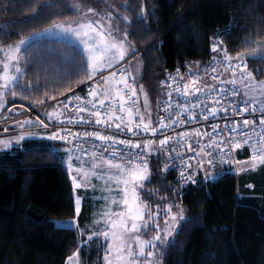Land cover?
I'll use <instances>...</instances> for the list:
<instances>
[{"label": "trees", "instance_id": "1", "mask_svg": "<svg viewBox=\"0 0 264 264\" xmlns=\"http://www.w3.org/2000/svg\"><path fill=\"white\" fill-rule=\"evenodd\" d=\"M75 4L111 14L118 11L129 19L126 41L140 61L139 83L155 110L153 121L163 96L159 84L164 73L204 64L217 34L231 26V34L221 38L234 57L253 51L242 47L246 41L253 48L264 44V0H0V48L73 19L79 13ZM141 16L143 22L138 21ZM82 53L58 39L29 44L20 55L24 74L17 96L8 95V105L18 104L12 113L82 85L83 76L76 71ZM247 61L255 80H263L264 60ZM29 84L32 87L21 98V88ZM48 135L41 131L0 154V264H65L78 248L82 264H103L101 240L84 243L91 234L87 230L79 234L56 226V220L73 219L76 212L63 164L66 148ZM162 169L163 157L152 156V182L142 190L143 196L148 200L155 192L152 205H179L187 221L180 222L183 228L169 239H174V246L161 248L160 264H264V165L238 176L229 168H211V175L219 174L215 180L197 171L196 183L185 189ZM90 209L85 203L78 216L83 228L91 220Z\"/></svg>", "mask_w": 264, "mask_h": 264}, {"label": "snow or ice", "instance_id": "2", "mask_svg": "<svg viewBox=\"0 0 264 264\" xmlns=\"http://www.w3.org/2000/svg\"><path fill=\"white\" fill-rule=\"evenodd\" d=\"M74 7L77 11L79 10V5ZM141 11L143 12V9ZM88 13L99 15L92 8L88 9L85 17ZM144 19L145 17L141 16L138 21L143 22ZM54 27L72 34L83 45L81 64L76 71L83 76L80 83L87 81L91 83L88 84L87 98L74 94L73 97L58 102V105H62L64 109L71 110L73 101H78L79 103L75 104L74 117L68 118L67 121L60 119L64 113L54 108L52 112L47 113L48 122L38 120L37 123H43L47 129L52 118H56L61 128L53 131L46 138L60 139L70 145L65 151L73 189H91L94 195L99 191L100 194L95 197L96 201L102 208L107 209L98 213L102 219H94V227L84 243L94 241V238L98 243L103 239L101 245L104 249L103 264H158L155 250L160 249L161 243L166 241L164 248L174 246V239L168 240L171 232L166 230L162 232L159 226L161 212H163L165 224H168L169 220L176 221L177 217L185 222L187 218L183 209H180L179 213L173 212V208H178L179 205L157 204V211L153 212L150 200L155 197V192L150 194V199L144 198L142 190L147 183L152 182L149 168L150 157L156 156L159 159L161 155L166 156L162 171L167 172L175 167L172 156L175 152L176 157L181 158L182 168L179 178L184 183H196L195 173L191 171L193 165L183 161L184 153L175 145L183 148L187 143L188 151L195 152L196 156L200 157L196 163L201 166L198 170H203L206 178L208 170L202 166L205 159L211 165L218 154L219 162L227 163L228 160L225 157L230 156L231 151L241 148L242 145L252 150L250 157L252 171H255L258 165H264V81L257 82L252 72L245 71L247 68L245 60H264V55L246 54L242 51L237 54L236 62L233 63V57L227 49L220 47L223 43L221 37L231 34V26L224 33L217 34L211 46V52L216 55L212 56L207 65L202 69L198 66L196 71L189 68L186 77L180 74L178 68L175 75L169 74L170 82H161L162 86L168 89L165 94L167 99L157 101V109L168 114V122L163 116L157 122L151 119L152 110L143 86L139 88V93L144 95L143 108H141L135 78L129 79L132 76L131 73L124 68H117V65L125 60L129 51L125 43L128 33H125L124 40L116 36L110 13L106 14V17L100 16L98 20L81 19L74 24L54 25ZM24 44L25 41L20 40L14 47L0 49V53H3V58L0 59V108L4 107V100L9 94L13 98L17 96L15 89L19 86V81L24 74L19 65V54ZM242 47L253 49V53L259 49V45L253 48V45L247 41ZM220 56L222 59L218 58ZM221 67L225 72H231L230 79L222 78V73L218 71ZM202 73L204 75L212 73L211 78L217 81L219 86L203 84ZM238 81L244 87V99H237L240 96L236 88ZM31 87L29 84L21 88V98ZM174 93L175 107L179 109L176 112L170 111L173 108ZM52 98L55 99V96ZM257 104L261 113L259 131L256 129L254 120L248 118L239 122L230 120L229 111L234 116H242L248 111L249 106L252 108L251 114L255 116ZM221 112L224 113L222 117L225 121L224 129H220L217 123H209L211 133L201 132L199 129L192 130L197 138L196 143L199 144L198 149L187 142L191 133L181 132L177 137L165 134V130L176 124L181 115H187L184 123L208 122L210 116L216 117ZM83 113H87V117L81 115ZM19 123L22 127L32 122L24 120ZM66 123L87 125L91 130L73 131L63 126ZM240 123L246 131L240 129ZM112 129L118 131L112 132ZM225 131L228 132L227 136L224 135ZM125 132L132 137H139V140L127 138V136L118 138ZM141 132L145 133V136L141 137ZM158 132L164 135V138L159 139L157 145V141L152 137H155ZM253 134L256 139H253ZM238 136H243V139L238 140ZM205 137L208 140L202 143ZM24 139L25 135L21 134L10 140H0V145L7 150L13 142L19 145ZM88 143H91V148L85 146ZM119 145L123 148H118ZM226 148L230 149L228 153L225 152ZM85 157H90V160ZM93 178L103 181L102 186L94 184ZM162 179H166V176ZM161 199L164 200L166 197ZM75 205V211L79 215L80 198L76 199ZM72 223L75 224L76 221L73 220ZM183 226V224L179 225L176 230L177 235ZM148 232L155 233L151 239L145 238ZM79 251L78 248L77 252L69 256L66 264H80Z\"/></svg>", "mask_w": 264, "mask_h": 264}, {"label": "built area", "instance_id": "3", "mask_svg": "<svg viewBox=\"0 0 264 264\" xmlns=\"http://www.w3.org/2000/svg\"><path fill=\"white\" fill-rule=\"evenodd\" d=\"M215 38H217V37H215ZM212 43H213V41H212ZM211 46H212V44H211ZM220 47L226 48V46L223 43L221 44ZM213 55H216V54H213L211 52L210 58L204 64L199 66V68L202 69L205 65H207L211 61V58H212ZM218 58L222 59V56H220ZM235 62H236V59L233 58V63H235ZM124 66H125V62H122L119 65H117V68H124ZM178 68L180 69V74L186 77L187 73L189 71V68H181V67H178ZM178 68H175V69H172L170 71L165 72L163 77L161 78L159 86H160V88L162 90L163 96H162V99L160 101L167 99V96L165 94L168 91V89H166L165 87L162 86L161 82L162 81L170 82V81H168L169 74L175 75L176 74V70ZM191 69L193 71H196V70H198V67L196 69H193V68H191ZM247 70H248V67L245 69V71L248 72ZM218 71L220 73H222V78L223 79H230L231 78V72H225L222 67L220 69H218ZM238 74H239V70H238ZM202 75H203V81H202L203 84L219 86L218 82L214 81L211 78V76L213 75L212 73H209L207 75H204L202 73ZM185 82H187V81H185ZM90 83H91V81H87L86 83H83L82 85H80L79 87L73 89L72 91H68L67 93H65V94H63V95H61L59 97H56L55 99H51V100L43 103L42 105H40V106H38L36 108L27 109L26 111H24L23 113H20L19 115L15 116V117L7 118V119L5 118V120L0 121V128L2 127V130L0 131V136H8V135L13 134L15 132L21 133V132H24V131H28V132L42 131V132H48L49 134H51L53 131L59 130L61 128V125L56 122V118L55 117L52 118V121H51V123H49V127L47 129L42 125L41 128H31L30 130L20 129V131L19 130L13 131V130H11L12 128L9 125L13 124L14 122L21 121V120L34 119V118L39 120V121L48 122L49 121V116L47 115V113L52 112L54 110V108H56L57 111H62L64 113V115L61 116L60 119H63L65 121H67L68 118L74 117L76 115L75 114V104L79 103V102L78 101H73L71 110L64 109L62 105H58V102L59 101H65L66 99L73 97L74 94L79 95L82 98H87L88 84H90ZM228 87H231V85H228ZM236 88H237L238 92H240V96H238L237 99H244V97H243L244 87H243L242 84L239 83V81L237 82ZM173 95H174V99L172 101L173 108L170 111L176 112V111H179V109L175 107V98H176L175 97V93ZM221 99H222V102H223V98H221ZM209 106H211V105H209ZM8 110L9 109H7L6 112H8ZM196 111H199V110H196ZM251 112H252V108H251V106H249L248 111L242 116H234L231 113V111H229L228 116H229L230 120H235V121H238V122L242 121L244 118H248L250 120H254L255 125H256V129H257V131H259V120L261 118V113L259 111V105H257V111L255 113V116H253L251 114ZM81 115H84L85 117H87V113H83ZM223 115H224V113L221 112V113H218L216 117H211L210 116L208 122H205V121H200V122L190 121L188 123H184V121L187 120V115H181L176 124H173L170 128L165 130V134L167 136L177 137V135L179 133H181V132L191 133V136L187 139V142L188 143H192L193 147L198 149L199 148V144L196 143V139L197 138L195 137V135H194L192 130L193 129H199L201 132H209V133H211L212 129L209 127V123H217V124L220 125V129H224L225 121L222 119ZM162 116L165 117V121L168 122V119H167L168 114L166 112H162L159 109H157L156 121L158 122L159 118L162 117ZM92 119L94 120V118H92ZM134 119H136V117H134ZM63 126L64 127H69L73 131H83L85 129L91 130L90 128H88L87 125H83L82 126V125H79V124L73 125V124H67L66 123ZM154 126H156V125H154ZM239 127H240V129L242 131H246V129H244V126H243L242 123L239 124ZM116 131H118V130L112 129V132H116ZM224 135L227 136L228 132L225 131ZM125 136H127V138H131V139H134V140H139V137H132L131 134H127L126 132L124 134H122L118 138H125ZM140 136L141 137L145 136V133L141 132ZM152 138L157 141V145H158V140L159 139H163L164 135H162L161 133L158 132L157 135L155 137H152ZM242 139H243V136H238V140H242ZM253 139H256L254 134H253ZM207 140H208V138L205 137V139H204V141H202V143H206ZM55 141H57L61 145L65 146V148L70 146V145L65 144L60 139H57ZM95 143L98 144L99 141H95ZM85 146L88 147V148H91V143H88ZM170 146H172L171 142H170ZM175 147L178 150H180V151H182L184 153V155L182 157L183 161L191 163L193 165V167L191 169L192 172L196 173L197 171H201V170H198L201 166L196 163L197 160H200V157L196 156L195 152H189L188 151L187 143L185 144V146L183 148H180L179 145H175ZM118 148H123V146L119 145ZM137 151H139V150H137ZM229 151H230L229 148L225 149L226 153H228ZM216 152L218 153V150H216ZM251 154H252V150L250 148H248L246 145H242L241 148L236 149L234 151H231L230 152V156H226L225 157L228 160L227 163H220L219 162V155L217 154L216 157H215V162L213 164L209 165L208 162H207V159H205L202 162V166L208 165L211 168H216V167L229 168V172L230 173H232L234 175H237V170H238L239 164L243 163V162L250 161ZM161 156L163 157L164 161L167 159L166 156H164V155H161ZM172 156L174 158L175 167L170 168L168 171H170L174 175V179H175V182L177 183V185L181 189H185L188 186L194 184V183H191V182L184 183L183 181L180 180L179 172H180V170L182 168V164L180 163L181 158L180 157H176L175 152L172 153ZM151 162H152V157H150L149 165L151 164ZM195 181H196V178H195Z\"/></svg>", "mask_w": 264, "mask_h": 264}, {"label": "rangeland", "instance_id": "4", "mask_svg": "<svg viewBox=\"0 0 264 264\" xmlns=\"http://www.w3.org/2000/svg\"><path fill=\"white\" fill-rule=\"evenodd\" d=\"M99 2H106V0H98ZM75 5H79V4H75ZM74 11L78 13V15L76 17H74L73 19H70L64 23H59V24H55V25H61V24H74L76 21L78 20H81V19H93V20H98L100 18V16H105L106 17V14H108V10L106 9H103V8H96V9H93L95 13H98L99 15H93V13H88V16L85 17V13L88 11L89 8H86V7H83L82 5H79V10L77 11V8L74 7ZM110 13V12H109ZM116 14H111V17L112 19L114 18L115 20L112 21V28L116 34V36L121 39V40H124V37H125V33H126V23H125V16L122 15V14H119L118 11H115ZM117 19V20H116ZM127 20H129L127 18ZM40 39H58V40H62V41H66V42H69L75 46H77L82 52H83V45L80 44V42L77 40V38L75 36H73L72 34L70 33H65V32H62L60 31L58 28H55L54 25L52 27H49L47 29H44L42 31H39L27 38H23L21 40H24L25 41V44L21 46V52L19 54V56L21 55V53L23 52V50L29 45L31 44L32 42L34 41H37V40H40ZM20 42V40L14 44H11L9 46H16L18 45ZM126 43V47L129 49L128 51V54L126 55L125 57V60L124 61H121L120 63L122 62H125V66H124V69H126V71L128 73H131L132 76L129 77V79H132V77L135 78V85L137 87V90H138V99H139V102H140V105H141V108H143V103H144V95L143 94H140L139 93V88H140V83H139V80H140V76H141V64H140V61L138 58H136V54H134V49L128 44L127 41H125ZM256 45H259V49L256 50V53H253V51L249 52V53H246V54H260V55H264V44L262 42H259L257 43ZM9 46H6V47H2L0 49H7ZM256 47V46H255ZM234 59L236 57L232 56ZM3 58V53H0V59ZM245 62L247 63V67H248V61L245 60ZM19 63H20V59H19ZM248 72H250L249 70V67H248ZM14 74V73H13ZM257 81V80H256ZM261 81H264L261 80ZM259 82V81H257ZM145 93V92H144ZM10 97L8 96L7 97V103L9 104L10 102ZM149 102V100H148ZM42 105V104H41ZM150 105V103H149ZM258 105V104H257ZM15 106H18L17 105H6L5 104V107H4V110H2V112L0 113V121H3L5 120V118H11V117H15L17 115H19L20 113H23L24 111H26L27 109H33V108H29L27 106H21L20 108L23 109V111L17 113V114H13L12 111L15 109ZM38 107V106H37ZM20 108L17 110V111H20ZM36 108V107H35ZM151 108V106H150ZM8 110V112H6ZM151 119L153 120L154 118V112L155 110L152 108L151 109ZM26 120H29L31 121L32 123L31 124H24L22 127L20 125L19 122H22L24 120H21V121H18V122H14L13 124L9 125L13 130V131H17L20 129H27V130H30L31 128H41L42 127V123H37V119H26ZM38 125V126H37ZM2 130V127L0 128V131ZM40 132L41 131H38V132H28V131H24V132H21V133H13V134H10L8 136H3L0 138V140H10L18 135H21V134H24L25 135V139L26 138H36L40 135ZM39 133V134H38ZM55 141V140H53ZM57 142V141H56ZM21 144V143H20ZM19 144V145H20ZM18 146L17 144H15L14 142L12 143L11 147L7 150H4L3 149V146L0 145V153H3L4 151H8L10 149H12L13 147H16ZM85 159H88L90 160V157H85ZM67 163H68V160H67V153L64 155V158H63V164L64 166L66 167L67 169V172H68V175H69V171H68V167H67ZM151 165V164H150ZM150 165H149V168H150ZM261 165H258V167H260ZM257 167V168H258ZM203 168L207 169L208 170V176L209 178H212L213 180H215L216 178H218V175L219 174H215V175H211V167L208 166V165H204ZM256 168V169H257ZM201 172H203V175H205V172L203 170H201ZM252 172L251 170V164H250V161H247V162H243V163H240L239 166H238V170H237V176L244 173H250ZM73 175H75V173H73ZM70 177V180L72 182V178L71 176L69 175ZM206 177V175H205ZM93 183L96 184L97 186H102L103 184V181H97L95 180V178H93ZM73 187V185H72ZM100 193L99 191H97L94 195L93 191L91 189H88V190H85L84 188H79V189H73V198H74V207H76L75 205V201L77 198H80L81 199V211H82V207L83 205L86 203V204H89L91 206V209H90V212H91V220L90 222H88L86 225L87 227L86 228H83V226H81L79 224V219H78V216L77 213H76V217L73 218V219H69V220H66V219H62V220H56V226L57 227H60V228H71V229H75L77 230V232H79L80 234V231H84V230H87L89 233H91L93 227H94V219H102V216L98 215V213H101L105 210H107L106 208H102L101 205L99 203H97L96 201V196H98ZM155 200V199H154ZM158 199H156L155 201L157 202ZM166 204H169V205H176L174 203H166ZM156 205L157 204H153L152 205V211L155 212L157 211L156 209ZM114 207V206H112ZM180 207L176 208L174 207L173 208V212L174 213H179L180 211ZM76 212V211H75ZM81 214V212H80ZM75 220L76 223L73 224L72 221ZM182 222L181 220H179V217H177V220L176 221H171L169 220V223L168 224H165V220H164V216H163V212H161V216L158 220V223H159V226L163 231H170L171 232V235L168 237V240L171 238V236L174 234V232L176 231V228L177 226L179 225V223ZM85 225V226H86ZM155 233L154 232H148L147 233V236L145 237L146 239H151L153 237ZM89 235H87L88 237ZM101 241L103 242V239H101ZM164 243L165 242H162L161 243V247L159 250H155L157 252V258H158V264L160 259V255L162 253V250L161 248L164 247ZM79 259H80V252H79ZM81 261V260H80ZM67 262V260H66ZM65 262V264H66ZM80 264H82L80 262Z\"/></svg>", "mask_w": 264, "mask_h": 264}, {"label": "crops", "instance_id": "5", "mask_svg": "<svg viewBox=\"0 0 264 264\" xmlns=\"http://www.w3.org/2000/svg\"><path fill=\"white\" fill-rule=\"evenodd\" d=\"M7 97H8V96H7ZM7 97H6L5 100H4V107H5V104L8 105V103H7ZM4 107H3V108H0V111H1V112H2V110H4ZM1 112H0V113H1ZM1 137H3V136H0V138H1ZM1 139H2V138H1ZM26 139H30V138H26ZM26 139H24L23 141H25ZM23 141H21V143H22ZM4 152H6V151H4ZM0 154H1V153H0Z\"/></svg>", "mask_w": 264, "mask_h": 264}]
</instances>
